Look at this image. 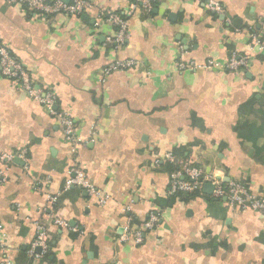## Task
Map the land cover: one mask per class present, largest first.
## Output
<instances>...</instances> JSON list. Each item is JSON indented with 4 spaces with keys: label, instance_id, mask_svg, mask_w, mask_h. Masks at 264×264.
Returning a JSON list of instances; mask_svg holds the SVG:
<instances>
[{
    "label": "crops",
    "instance_id": "1",
    "mask_svg": "<svg viewBox=\"0 0 264 264\" xmlns=\"http://www.w3.org/2000/svg\"><path fill=\"white\" fill-rule=\"evenodd\" d=\"M133 1L89 0L82 15L43 18L0 0V39L37 87L53 89L80 139L74 155L58 120L0 70V264H264V213L232 208L205 186L169 195L178 167L166 158L264 192V0H218L221 15L200 0H157L146 15ZM109 12L128 20L118 49ZM233 53L253 57L242 74L225 68ZM125 60L138 67L100 81ZM181 60L219 66L181 71ZM22 151L25 160L1 159ZM77 165L105 206L81 189L63 192ZM153 212L162 220L142 245L120 239ZM36 222L49 230L42 258L29 255Z\"/></svg>",
    "mask_w": 264,
    "mask_h": 264
},
{
    "label": "built area",
    "instance_id": "2",
    "mask_svg": "<svg viewBox=\"0 0 264 264\" xmlns=\"http://www.w3.org/2000/svg\"><path fill=\"white\" fill-rule=\"evenodd\" d=\"M205 2L208 9L216 14H224V6L218 0H200ZM157 0H134L131 5V11L141 10L142 13L149 15L152 13ZM10 5H17L26 11L33 13L36 16L43 18H70L82 15L87 9L91 7L89 0H7ZM107 22L116 27L115 36L108 39L110 44H113L116 49L123 47L129 39L128 20L113 13H106ZM257 39V38H256ZM257 48L264 51V44L257 42ZM182 57L185 56V51L181 48ZM252 55H244L233 53L225 68L233 73L242 74L249 69L252 62ZM138 62L134 60L116 61L115 63L106 67L101 75L100 81L105 83L107 79L115 72L125 71L138 67ZM219 65L214 61H208L205 64L197 65L193 61L181 60L178 64L179 70L194 71L199 69H212ZM0 70L4 77L14 81L17 87L24 92L29 98L36 101L44 107L52 116H54L60 123L61 133L64 140L70 146L71 152L75 155L80 146V139L77 137V127L74 119L69 113L60 109L56 93L53 89H43L35 85L32 74L25 66L17 60L11 53L9 47L0 39ZM26 152L19 153H3L1 159L6 163H12L15 159L21 158L25 160ZM170 163L177 165V170L170 176L171 186L169 195H177L179 193H194L202 191L206 184H212L214 189V196L222 199L226 198L227 202L232 208L252 211L257 214L264 213V192H257L248 184L241 181H232L224 184L214 174L206 172L202 167L195 165L190 161H181L176 159L172 154L166 155ZM50 183V182H48ZM41 183L33 184V189L37 192L41 190ZM72 188H78L88 195L94 196L98 199L101 206H105L109 202V197L91 183L83 168L79 165L73 167L68 172L63 187V192L69 191ZM59 195L49 196L52 202H56ZM162 215L159 212H153L149 215L141 229L132 230L129 225L123 228L121 240L124 242L133 241L136 245H142L145 235L156 231L159 228ZM55 223L59 226H67V223L60 218L55 219ZM36 237L32 243L29 255L31 257L42 258L49 251V230L48 227L41 222H36ZM8 237L4 232L2 225H0V249L6 250ZM40 249V253L35 251ZM10 264V263H6Z\"/></svg>",
    "mask_w": 264,
    "mask_h": 264
},
{
    "label": "water",
    "instance_id": "3",
    "mask_svg": "<svg viewBox=\"0 0 264 264\" xmlns=\"http://www.w3.org/2000/svg\"><path fill=\"white\" fill-rule=\"evenodd\" d=\"M204 188L207 193L211 194L215 187L212 184H206Z\"/></svg>",
    "mask_w": 264,
    "mask_h": 264
},
{
    "label": "trees",
    "instance_id": "4",
    "mask_svg": "<svg viewBox=\"0 0 264 264\" xmlns=\"http://www.w3.org/2000/svg\"><path fill=\"white\" fill-rule=\"evenodd\" d=\"M22 8V7H21ZM176 171V170H175ZM196 193H198V192H194V193H190V194H188V193H179V194H177L176 196H188V195H192V194H196Z\"/></svg>",
    "mask_w": 264,
    "mask_h": 264
}]
</instances>
